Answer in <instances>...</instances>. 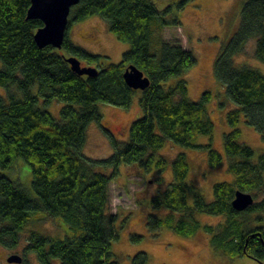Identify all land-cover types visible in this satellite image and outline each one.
Instances as JSON below:
<instances>
[{"label": "trees", "instance_id": "16d2710c", "mask_svg": "<svg viewBox=\"0 0 264 264\" xmlns=\"http://www.w3.org/2000/svg\"><path fill=\"white\" fill-rule=\"evenodd\" d=\"M30 6V0H0V86L7 89L6 94H0V168L11 170L24 160L32 169L36 194L35 200L19 183L0 174V243L16 249L26 227L44 215L62 222L65 237L31 232L27 250L36 254L40 264L55 260L60 264H120L113 251L118 231L109 209L110 183L122 165L146 166L157 160L155 154L166 141L182 148H204L197 140L211 138L215 132L214 124L206 119L204 104L210 94L197 103L188 97L186 80L169 85L190 72L197 58L179 43L162 42L159 53H153L151 24L160 12L151 0H80L73 8L68 29L72 23L100 17L120 42L130 45L121 63L104 68L105 56L71 44L68 33L61 51L51 46L39 48L34 37L43 23L27 19ZM241 22L239 33L216 64V74L235 107L227 114L232 131L225 136L229 171L235 183L218 184L215 200L206 202L188 180L190 165L183 152L173 161L170 189L151 201L156 209L168 207L182 213L181 220L173 224L171 219L150 216L147 225L153 232L166 225L184 237H193L203 229L210 232L216 250L264 264V228L252 227L253 222L249 227L238 222L240 215L264 212V197L244 213H237L232 206L238 190L252 192L254 198L264 196V155L256 158L255 151L240 142L238 128L244 120L264 138V74L235 63L248 42L255 40L256 58L264 64V0L248 2ZM65 56L84 58L88 62L85 66L95 67L99 73L80 76L72 72ZM131 65L151 80L139 100L143 116L131 125L127 143L110 137L114 152L108 159L85 156L88 126H103L99 104L121 109L131 106L138 92L124 80ZM53 101L65 104L60 121L40 105L43 102L48 106ZM210 151L209 163L215 168L221 164L222 155ZM157 164L166 167L163 162ZM98 166L112 172H97ZM197 213L231 218L229 227L223 230L225 237L215 239L211 226H200L194 216ZM132 240L141 238L134 236ZM132 261L148 264V255L139 253Z\"/></svg>", "mask_w": 264, "mask_h": 264}, {"label": "rangeland", "instance_id": "374dc122", "mask_svg": "<svg viewBox=\"0 0 264 264\" xmlns=\"http://www.w3.org/2000/svg\"><path fill=\"white\" fill-rule=\"evenodd\" d=\"M151 1L160 12L151 24L152 51L157 55L161 43L169 42L179 43L184 49L193 52L197 58L195 67L182 78L171 80L169 85L186 80L188 97L197 103L202 102L206 93L210 94V99L204 104L206 119L214 124L215 132L211 138L204 136L197 140L198 145L204 147L202 149L182 148L173 141H166L164 147L155 154L157 160L151 164L120 166L117 177L110 183L109 209L116 219L118 231V239L113 245L114 259L120 264H132L135 255L146 253L148 264H260L246 256L232 258L221 250H216L211 244L210 232L207 233L203 229L193 237H184L166 225L155 232L147 225L150 216L161 220L171 219L173 224L181 220L182 213L168 207L156 209L151 207V201L156 196H163L170 189L174 181L173 161L183 152L190 165L188 180L197 187L206 202L215 200V188L218 184L235 183L234 176L229 171L230 161L225 150V136L232 131L226 117L235 107L228 99L226 90L216 74V64L222 51L239 33L243 8L251 0H192L186 5L182 3L183 0ZM69 29L67 39L71 44L83 48L88 53L106 57L102 62L103 68L121 63L125 52L130 50V45L120 42L111 33L107 22L100 17L72 23ZM256 43L255 40L249 41L243 52L236 57L235 63L264 74V64L255 55ZM79 59L83 66L88 65L87 60ZM2 67L0 62V68ZM37 89H34L35 93ZM13 90L21 97L16 88L13 87ZM6 91L7 89L0 86V94L4 95ZM141 97L142 91L138 90L128 109L107 103L99 104V112L103 116L101 123L110 133L107 134L100 124L91 123L86 131V147L83 151L85 156L94 160L112 156L114 147L111 144V136L120 143L129 141L131 125L144 114L140 108ZM40 105L58 121L61 120L60 111L65 104L53 101L48 106L43 102ZM238 128L241 130L240 142L253 149L256 158L264 155L262 135L244 120ZM210 150L222 155L221 164L215 168L209 163ZM158 161L166 164V167H160ZM97 172L109 174L112 171L98 166ZM0 174L19 183L30 197L36 200L32 189V169L24 160H19L11 170L0 168ZM262 197L264 196L260 194L254 201L259 202L257 199ZM188 200L192 204L193 196L190 195ZM194 216L201 227H212L215 239L225 237L223 230H227L231 218L204 213ZM240 216L238 222L246 224L247 227L253 222L252 227L264 228V212ZM44 217L37 216V219L26 227L16 249L0 243V264H13L8 262V259L14 255L22 257L23 262L20 264H40L36 254L27 250L31 232L65 237L60 220ZM134 236H139L141 240H132ZM52 264L60 263L55 260Z\"/></svg>", "mask_w": 264, "mask_h": 264}, {"label": "water", "instance_id": "95a60500", "mask_svg": "<svg viewBox=\"0 0 264 264\" xmlns=\"http://www.w3.org/2000/svg\"><path fill=\"white\" fill-rule=\"evenodd\" d=\"M30 2L31 6L28 9L27 19L40 20L43 23L34 37L38 47L51 46L61 51L69 30L70 14L73 8L80 4V0H30ZM64 59L71 66L72 72H76L80 76L94 77L99 73L95 67L82 66L81 61L75 56H65ZM124 80L135 91H146L151 85V80L133 65L126 68ZM232 203L234 210L239 213L249 210L255 201L251 193L238 190ZM8 262L20 264L23 259L20 255H14L8 259Z\"/></svg>", "mask_w": 264, "mask_h": 264}]
</instances>
